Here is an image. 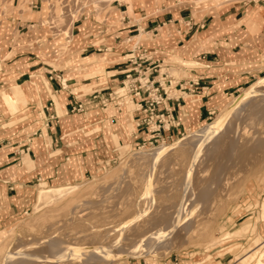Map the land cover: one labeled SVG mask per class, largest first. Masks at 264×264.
<instances>
[{
  "label": "crops",
  "instance_id": "0c3cea01",
  "mask_svg": "<svg viewBox=\"0 0 264 264\" xmlns=\"http://www.w3.org/2000/svg\"><path fill=\"white\" fill-rule=\"evenodd\" d=\"M48 1L0 0V239L33 186L37 199L46 184L66 188L96 173L117 146L150 144L140 97L104 107L91 98L118 87L127 55L168 66L174 87L158 107L173 120L165 139L224 109L264 71V0H104L58 33L41 24ZM252 227L246 220L225 236ZM166 264L204 263L174 257Z\"/></svg>",
  "mask_w": 264,
  "mask_h": 264
},
{
  "label": "rangeland",
  "instance_id": "374dc122",
  "mask_svg": "<svg viewBox=\"0 0 264 264\" xmlns=\"http://www.w3.org/2000/svg\"><path fill=\"white\" fill-rule=\"evenodd\" d=\"M58 13L57 6L55 18L41 21L54 33L67 32L70 21L61 27ZM257 78L264 71L243 87ZM263 93L212 136L194 132L220 120L222 106L173 138L117 146L114 158L96 173L65 183L68 192L58 200L39 204L33 186L24 213L0 239L1 264H166L174 257L204 264L264 261ZM162 144L169 149L151 157ZM246 220L253 229L226 238Z\"/></svg>",
  "mask_w": 264,
  "mask_h": 264
},
{
  "label": "built area",
  "instance_id": "2783aa9c",
  "mask_svg": "<svg viewBox=\"0 0 264 264\" xmlns=\"http://www.w3.org/2000/svg\"><path fill=\"white\" fill-rule=\"evenodd\" d=\"M102 1L104 0H99V3ZM55 4L59 7L57 16L63 19L61 27L67 21L71 23L73 20L85 18L87 14L99 9V7H94L89 0H50L46 5L47 17L52 15L55 18L51 10ZM41 24L51 30L53 29L50 24ZM126 62L128 66L123 72L118 87L107 91L102 96L94 93L91 98L96 99L100 107H104L123 105L129 99L140 97L141 101L137 103V108L145 114L140 122L146 127L148 135L151 137L150 144L157 143L159 140H166L165 138L168 137H161V132L168 129L173 120L169 109L165 107L159 109L158 107L163 104L162 101L166 98L168 89L171 90L174 87L168 66L161 61L150 62L148 57L142 55L135 57L132 54L127 55ZM78 108L79 105L76 109ZM38 118L40 119L39 115ZM50 118L46 115L43 121L46 123Z\"/></svg>",
  "mask_w": 264,
  "mask_h": 264
},
{
  "label": "bare ground",
  "instance_id": "6f19581e",
  "mask_svg": "<svg viewBox=\"0 0 264 264\" xmlns=\"http://www.w3.org/2000/svg\"><path fill=\"white\" fill-rule=\"evenodd\" d=\"M96 3L99 2V0H94ZM96 5V4H95ZM264 92V78L262 79H258L257 81H254L252 84H250L248 87H246L243 91V93L239 94L240 96L236 99V100H232L222 111H221V119L218 121H214L211 124H206L204 127H201L200 130L195 131L194 133H197V137H201L204 135H209L212 136L214 133L216 134L217 128L218 126H223L224 123H226L227 119L230 116L236 115L237 113H239L240 110H242L243 108H245L252 100L253 97L256 94H262ZM264 94V93H263ZM5 96V95H4ZM4 100L6 101V104H4L7 109L10 112H15V110L17 109V105H16V101L14 100V98L10 95L7 94L4 97ZM252 106V105H251ZM264 108V107H263ZM197 139V138H196ZM234 145H236L234 143ZM230 146V145H229ZM165 149H169V146H160L157 147L153 150V152L150 154L151 157L153 156V158H159L160 156L162 157V154L167 151L164 150ZM243 150V149H242ZM251 151V150H250ZM234 153V152H233ZM155 161V160H154ZM70 190V189H69ZM66 192H68V188H64V187H41L38 190V202L40 203H46V202H51V201H55L57 199H59L60 197H62L63 195L66 194ZM151 194V193H150ZM146 210V209H145ZM136 219V218H135ZM165 229V228H164ZM156 237V236H155ZM41 241V240H40ZM43 242V241H42ZM41 242V243H42ZM38 243V242H37ZM39 244V243H38ZM114 244V243H113ZM116 244V243H115ZM37 246V245H36ZM114 247V246H113ZM156 247V246H155ZM65 250V249H64ZM67 251V250H66ZM95 253H99V250L94 251ZM104 253V252H103ZM98 254V255H99ZM3 255L4 253L1 254L0 256V264L2 263L3 260ZM65 255V254H64ZM67 255V254H66ZM91 255V254H90ZM74 256V255H73ZM92 256V255H91ZM95 256V255H94ZM97 256V255H96ZM93 257V256H92ZM98 257V256H97ZM91 258V257H90Z\"/></svg>",
  "mask_w": 264,
  "mask_h": 264
}]
</instances>
